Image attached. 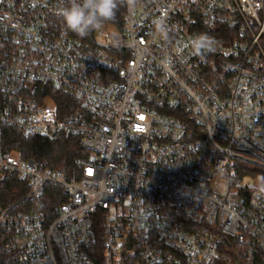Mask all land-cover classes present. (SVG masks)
<instances>
[{
    "label": "built area",
    "instance_id": "2783aa9c",
    "mask_svg": "<svg viewBox=\"0 0 264 264\" xmlns=\"http://www.w3.org/2000/svg\"><path fill=\"white\" fill-rule=\"evenodd\" d=\"M61 6L0 0V264H264V0H137L85 39Z\"/></svg>",
    "mask_w": 264,
    "mask_h": 264
},
{
    "label": "trees",
    "instance_id": "16d2710c",
    "mask_svg": "<svg viewBox=\"0 0 264 264\" xmlns=\"http://www.w3.org/2000/svg\"><path fill=\"white\" fill-rule=\"evenodd\" d=\"M123 6L119 8L113 20L110 23L121 21ZM74 34V33H73ZM77 36L76 34H74ZM78 38H81L77 36ZM86 37L82 38L85 39ZM7 144L11 149L20 151V153L29 158L47 161L52 167L64 170L69 176H74L76 172L75 158L85 156L86 151L75 136H59L49 138L38 135H24L12 129L6 131ZM243 173L259 174L264 176V170L258 169L245 163ZM18 179H6L0 184V201L4 194L8 199L14 197L13 188L17 185ZM5 195V197H6ZM53 206L56 202H52Z\"/></svg>",
    "mask_w": 264,
    "mask_h": 264
},
{
    "label": "clouds",
    "instance_id": "9594fccd",
    "mask_svg": "<svg viewBox=\"0 0 264 264\" xmlns=\"http://www.w3.org/2000/svg\"><path fill=\"white\" fill-rule=\"evenodd\" d=\"M137 0H61L58 15L67 30L84 38L105 22L115 18L121 6L134 7ZM215 41L206 33H199L191 40L196 53L214 51ZM264 182V178H262Z\"/></svg>",
    "mask_w": 264,
    "mask_h": 264
},
{
    "label": "rangeland",
    "instance_id": "374dc122",
    "mask_svg": "<svg viewBox=\"0 0 264 264\" xmlns=\"http://www.w3.org/2000/svg\"><path fill=\"white\" fill-rule=\"evenodd\" d=\"M251 184H258V182H256V181H253V180H251V181H249Z\"/></svg>",
    "mask_w": 264,
    "mask_h": 264
},
{
    "label": "water",
    "instance_id": "95a60500",
    "mask_svg": "<svg viewBox=\"0 0 264 264\" xmlns=\"http://www.w3.org/2000/svg\"><path fill=\"white\" fill-rule=\"evenodd\" d=\"M239 264V263H238Z\"/></svg>",
    "mask_w": 264,
    "mask_h": 264
}]
</instances>
